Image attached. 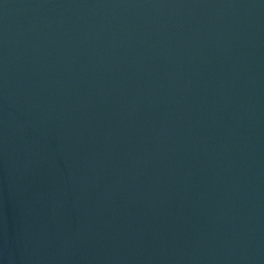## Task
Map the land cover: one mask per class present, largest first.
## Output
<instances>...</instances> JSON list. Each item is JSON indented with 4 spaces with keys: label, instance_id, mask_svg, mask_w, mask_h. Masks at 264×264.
Listing matches in <instances>:
<instances>
[{
    "label": "water",
    "instance_id": "1",
    "mask_svg": "<svg viewBox=\"0 0 264 264\" xmlns=\"http://www.w3.org/2000/svg\"><path fill=\"white\" fill-rule=\"evenodd\" d=\"M0 264H264V0H0Z\"/></svg>",
    "mask_w": 264,
    "mask_h": 264
}]
</instances>
